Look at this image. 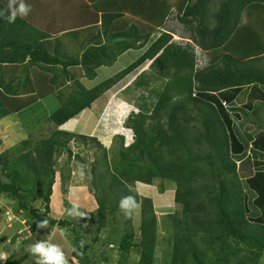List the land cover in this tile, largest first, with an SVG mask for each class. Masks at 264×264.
Returning a JSON list of instances; mask_svg holds the SVG:
<instances>
[{"label":"trees","instance_id":"16d2710c","mask_svg":"<svg viewBox=\"0 0 264 264\" xmlns=\"http://www.w3.org/2000/svg\"><path fill=\"white\" fill-rule=\"evenodd\" d=\"M25 2L31 6L25 18L10 24L0 17V119L21 118L24 110L53 94L59 106L46 115L43 135H33L37 120L29 130L22 121L23 138L0 153V194L25 213L30 226L20 251L9 253L3 264L28 261L29 246L54 228L69 229L70 260L99 264L90 255L116 213L121 217L113 227L118 244L106 243L118 254L115 264H129L133 253L134 264H157L153 201L133 190L136 183H157L159 193L165 192V183L174 185L173 201L180 208L161 222L169 234L162 264H259L264 255V108L259 113L264 106V0ZM7 4L0 0L5 14ZM173 11L205 52V67L196 66L192 45L162 30ZM44 23L49 26L40 27ZM63 30L71 36L70 48L49 39ZM117 38L124 39L114 42ZM132 50L136 59L100 83L85 88L78 81L80 70L92 81L98 68ZM127 81L140 92L135 109L122 121L131 132L128 143L117 134L106 149L95 136L59 129ZM252 88L256 104L251 99L246 108L236 106L238 93ZM249 123L251 131L244 130ZM73 146H82L93 159L80 158ZM62 154L89 164L86 185L96 208L81 218L92 225L90 243L81 244L84 233L75 221L51 215ZM59 172L67 194L69 169ZM129 196L139 207L137 230L133 210L125 215L119 206ZM35 202L40 207L31 208ZM64 205L71 209L66 199ZM43 220L47 227H38ZM106 251L99 258L105 260Z\"/></svg>","mask_w":264,"mask_h":264},{"label":"rangeland","instance_id":"374dc122","mask_svg":"<svg viewBox=\"0 0 264 264\" xmlns=\"http://www.w3.org/2000/svg\"><path fill=\"white\" fill-rule=\"evenodd\" d=\"M53 13L57 14L58 10H54ZM176 20L177 19L174 18V15H172L168 19L164 26V29L162 30L170 31L173 36L180 42L181 40L187 41L186 39H190V37L186 27H183V25H181V23ZM162 30L156 31L157 34ZM64 39L68 41L63 44L64 48H70L71 36L68 34ZM137 54L138 53L135 50L128 51L127 53L118 57L114 64L98 68L96 71L97 76L92 81L87 80L84 76H82L83 72L82 70H80L81 74L80 76H78V81L85 88H91L130 64L136 59ZM66 55H68V53ZM18 72L19 71H14V73ZM130 83L131 81H127L125 84H117V86L112 88V90H110L106 94V96L95 101L89 110H86L76 117L70 119L65 124L61 125L59 129L80 133L83 135L95 136L99 139L103 147H105L106 149H108L113 144L114 137L117 134H124L126 136L125 143H128L131 140V132L122 127V121L130 111L134 110L136 97L140 93L134 92L129 87ZM70 85H72V82ZM255 95L256 89L253 90V88L250 91L247 90V93L239 92L235 100V105L238 107L246 108L247 103L251 99H253L252 103L253 105H255ZM224 105L226 107H229L228 104L224 103ZM58 106L59 102L56 99V96L53 94L45 98L41 104L39 103L33 108L24 110V114L22 113L23 115L21 117L22 119L19 117V115H17L18 117L16 118L13 117L14 115H9L0 119V153L23 138L24 131L21 129L20 125V122L22 121L23 126H25V128L29 130L37 120V124H35V128H33L32 131L33 135H43V133H45L48 129V124L46 125V123H44L46 115L53 112ZM260 108L261 110L259 111V113L261 114L264 106ZM242 119V114L240 113L239 117H237L236 119L237 124H240L242 122ZM251 129L252 127L250 123L244 126V130L251 131ZM8 134L11 137L7 140L6 136ZM72 149L73 153L79 154L80 158H83L85 160L88 159V161H91L93 159V157L87 156L88 152L84 150L82 146H73ZM67 162L68 164L66 165ZM58 164L59 170L55 174V183L53 185L54 193L52 195L51 202V215L57 219H67L75 221L77 226L80 227V230L84 233V237L82 240L83 244L90 243V239L94 234L93 230L91 229L92 225L91 227L90 225L88 226L81 217H73L69 215V210H67V206L65 207L64 205V199H66L67 204L70 205L71 208L73 207V205H78L80 211L91 212L95 210L96 203L92 198L91 193L88 191V187L86 185V183L88 184L89 181V164L82 163L80 160L73 157L69 159L66 154H62ZM60 166L62 167L60 168ZM63 167L65 169H69V179L64 186L66 188L67 194L62 193L63 186L60 182L59 171H61ZM240 178H243V173L241 171ZM165 187L166 190L164 193L158 192L157 183L154 185H144L136 183L133 188V190L136 191L137 194L145 197H150L153 201L157 224L159 226L156 246L158 259L157 264H162L163 254L167 250L169 236L166 231L164 232L161 226V222L167 214H171L174 210L180 208L173 201L174 185L165 183ZM92 200L94 201V203L92 202ZM15 205L16 204L9 198L0 194V256L7 257L8 254L13 250L18 249V251H20L19 245H21V242L27 239V237H29L30 235V226L26 222V215L25 213L20 212ZM30 207H40V202L31 203ZM113 217L114 222L112 219L107 228L103 230L101 234V241L95 243L93 246V254L90 255V259L92 262L98 260L99 264H115L118 258V254L109 247L107 248L106 245V243H111L113 246L118 244V230H113V227L114 223L116 225L121 223V217L117 213L113 215ZM139 220V207L138 205H136L133 209L132 214V225L135 230H137L139 227ZM71 237L72 236L69 229L63 230L54 228L53 230H51L48 236L42 238L41 241H47L49 243L60 246L65 253L68 264L70 261H72L73 264H79L77 260H70L69 258V254L71 251ZM103 248L108 251H106L107 253L105 254V257L107 258H105V260H103V258H99V254ZM38 258V256L32 254L29 260L24 262L23 264H36V259ZM136 258L137 257L133 253L131 255L129 264H134ZM4 261L5 259H0V264H3ZM259 264H264V255L260 259Z\"/></svg>","mask_w":264,"mask_h":264},{"label":"clouds","instance_id":"9594fccd","mask_svg":"<svg viewBox=\"0 0 264 264\" xmlns=\"http://www.w3.org/2000/svg\"><path fill=\"white\" fill-rule=\"evenodd\" d=\"M30 11L31 6L27 4L25 0H8L7 14H5V12L3 11H0V17L5 18L7 22L11 24L15 23L17 17H20L21 19L25 18L30 13ZM173 12L174 13L172 15H174V18L176 19L175 11ZM171 16H169V18ZM169 18H167L166 22ZM168 32L171 33L170 31ZM171 35L174 39H176L172 33ZM186 40L187 41L184 42L189 43L190 45H192V47H194L195 55L197 56L196 66L202 68L208 65L207 56L205 55V52H203L198 48V46L193 44L190 39ZM196 48L198 50H196ZM119 206L125 212V215H130L132 210L136 206V201L131 196L125 197L120 201ZM68 214L73 217H85L87 215L86 212L79 210L78 205H73V207L69 210ZM47 225V220L38 222V227H47ZM81 244H83V241L81 242ZM29 252L39 257L37 264H68L65 253L61 249V247L56 244L49 243L47 241H40L33 245H30ZM0 259H6V257L0 256Z\"/></svg>","mask_w":264,"mask_h":264},{"label":"crops","instance_id":"0c3cea01","mask_svg":"<svg viewBox=\"0 0 264 264\" xmlns=\"http://www.w3.org/2000/svg\"><path fill=\"white\" fill-rule=\"evenodd\" d=\"M55 19H56V18H55ZM55 19H54L53 21H55ZM72 22H73V21H72ZM72 22H71V20H70V21H69V24H71V25L74 24V22H73V23H72ZM33 23H35V22H33ZM35 24H36V23H35ZM51 24H52V23H51ZM52 25H53V24H52ZM47 26H49L48 23H47V24H45V23H44V24H40V27H43V28H44V27H47ZM45 29H47V28H45ZM45 31H48V29L45 30ZM48 32H50V31H48ZM51 33H53V31H52ZM68 33H69V31H66V30L64 31V30H63L62 32H58L57 34L52 35L51 37H49V39H50L51 41H56V40L59 39V40L61 41V42L59 41L60 44H61V47L64 49V45H63V44H64L65 42H68V41L64 39L65 37H64V38H59V37H60V36H66V35H68ZM71 45H72V44L70 43V46H71ZM65 49H66V48H65ZM92 105H93V104H92ZM84 111H86V110H84ZM84 111H83V112H84ZM14 118H16V117H14ZM6 125H8V124H6ZM8 137L10 138L11 136L8 134ZM92 198H93V197H92ZM94 208H95V207H94Z\"/></svg>","mask_w":264,"mask_h":264},{"label":"water","instance_id":"95a60500","mask_svg":"<svg viewBox=\"0 0 264 264\" xmlns=\"http://www.w3.org/2000/svg\"><path fill=\"white\" fill-rule=\"evenodd\" d=\"M124 38H117V39H114L113 41H120V40H123Z\"/></svg>","mask_w":264,"mask_h":264},{"label":"built area","instance_id":"2783aa9c","mask_svg":"<svg viewBox=\"0 0 264 264\" xmlns=\"http://www.w3.org/2000/svg\"><path fill=\"white\" fill-rule=\"evenodd\" d=\"M196 50H198V49L196 48Z\"/></svg>","mask_w":264,"mask_h":264}]
</instances>
